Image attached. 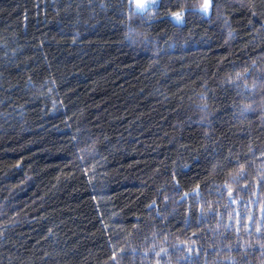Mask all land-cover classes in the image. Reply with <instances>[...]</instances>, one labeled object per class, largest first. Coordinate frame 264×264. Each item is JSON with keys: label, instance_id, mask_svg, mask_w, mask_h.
Here are the masks:
<instances>
[{"label": "trees", "instance_id": "trees-1", "mask_svg": "<svg viewBox=\"0 0 264 264\" xmlns=\"http://www.w3.org/2000/svg\"><path fill=\"white\" fill-rule=\"evenodd\" d=\"M204 3L0 0V264H264V0Z\"/></svg>", "mask_w": 264, "mask_h": 264}, {"label": "snow or ice", "instance_id": "snow-or-ice-1", "mask_svg": "<svg viewBox=\"0 0 264 264\" xmlns=\"http://www.w3.org/2000/svg\"><path fill=\"white\" fill-rule=\"evenodd\" d=\"M157 0H129L130 7L132 8L133 14H146L153 5H155ZM209 8L208 0H205L202 9L204 12H207ZM177 22L181 21L180 14H175Z\"/></svg>", "mask_w": 264, "mask_h": 264}, {"label": "rangeland", "instance_id": "rangeland-1", "mask_svg": "<svg viewBox=\"0 0 264 264\" xmlns=\"http://www.w3.org/2000/svg\"><path fill=\"white\" fill-rule=\"evenodd\" d=\"M157 2H158V0H157ZM157 2H156V3H157ZM208 3H209L208 11H207V12H204L203 9H202V11H203L204 13H206V14H208L209 11H210L211 0H208ZM180 16H181V18H182L180 22H177V20H176V18H175V14H174L172 17H173V20H174L175 22H177V23H183V22H184V16H183V14H180Z\"/></svg>", "mask_w": 264, "mask_h": 264}]
</instances>
